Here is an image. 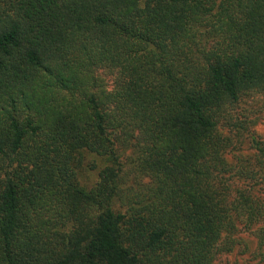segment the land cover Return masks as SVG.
<instances>
[{
  "label": "trees",
  "instance_id": "obj_1",
  "mask_svg": "<svg viewBox=\"0 0 264 264\" xmlns=\"http://www.w3.org/2000/svg\"><path fill=\"white\" fill-rule=\"evenodd\" d=\"M253 94L264 0H0V264H213L264 219V140L221 130Z\"/></svg>",
  "mask_w": 264,
  "mask_h": 264
},
{
  "label": "rangeland",
  "instance_id": "obj_2",
  "mask_svg": "<svg viewBox=\"0 0 264 264\" xmlns=\"http://www.w3.org/2000/svg\"><path fill=\"white\" fill-rule=\"evenodd\" d=\"M98 75L105 81L107 88L114 86L115 75L106 69L98 70ZM228 122L221 126L222 132L233 138V146L228 150L226 158L229 163L235 164L238 157H252L254 149L249 142L250 133L255 132L261 140H264V96L253 94L244 98L232 110ZM245 121L246 129L238 136L237 123ZM130 154V152H129ZM124 161V160H123ZM105 167L103 159L96 155H89L80 171L82 185L92 187L99 179V173ZM125 184L127 186L140 183L133 169L125 163L123 168ZM147 182L148 179H144ZM264 228V219L257 223L249 224L244 218L237 221V227L233 235L234 245L230 250L222 251L216 256L213 264H264V245L261 244L258 229Z\"/></svg>",
  "mask_w": 264,
  "mask_h": 264
}]
</instances>
